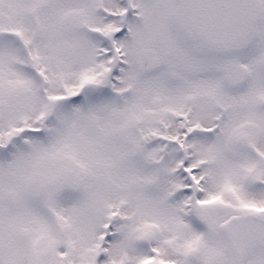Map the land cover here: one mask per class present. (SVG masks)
<instances>
[{"label": "snow or ice", "instance_id": "obj_1", "mask_svg": "<svg viewBox=\"0 0 264 264\" xmlns=\"http://www.w3.org/2000/svg\"><path fill=\"white\" fill-rule=\"evenodd\" d=\"M0 264H264V0H0Z\"/></svg>", "mask_w": 264, "mask_h": 264}]
</instances>
